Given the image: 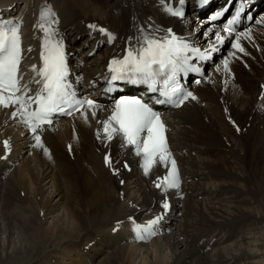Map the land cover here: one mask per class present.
<instances>
[{"label": "bare ground", "instance_id": "obj_1", "mask_svg": "<svg viewBox=\"0 0 264 264\" xmlns=\"http://www.w3.org/2000/svg\"><path fill=\"white\" fill-rule=\"evenodd\" d=\"M163 1L0 0V20L23 22L32 75L28 49H41L37 14L50 4L75 41L82 75L96 88L110 55L122 53L146 22L205 47L216 42L206 35L217 29L207 17L175 18ZM262 17L264 10L241 31L251 29L241 39L247 55L228 56L235 50L224 46L196 86L197 99L165 117L171 159L183 178L178 188L163 183L170 163L157 156L145 175L143 154L119 136L106 140L102 122L110 105L97 108L95 118L87 107V120L80 114L35 133L20 113L13 117L18 105L0 106V264H264V22H255ZM100 26L116 41L101 36ZM90 37L110 49L90 57ZM121 40L125 47L118 49ZM165 200L174 202L170 225L136 239L135 225L163 211Z\"/></svg>", "mask_w": 264, "mask_h": 264}, {"label": "snow or ice", "instance_id": "obj_2", "mask_svg": "<svg viewBox=\"0 0 264 264\" xmlns=\"http://www.w3.org/2000/svg\"><path fill=\"white\" fill-rule=\"evenodd\" d=\"M231 2V0H229ZM180 7L165 6V10L171 16H185V0H178ZM200 3L207 4L208 0H200ZM239 10L237 16L228 21V25L223 31L229 34L228 42L235 51H230L228 56H235L236 52H247L241 44V39L248 36L251 29L246 32H236L232 25L237 23L239 12L244 10L245 0H239ZM224 11H227L225 8ZM50 9L42 10L40 21H45ZM223 15L218 12L210 17L215 21ZM257 24L264 22L255 21ZM21 22L13 20H0V106H17V111L12 113L15 117L18 113L26 118V123L31 126L33 133L41 128L43 124H51L53 114L71 115V109L79 111L85 105L91 110L95 118L96 109L102 106L92 99L78 98L76 91L69 82V69L67 65L66 46L62 37L58 33L46 27L43 22L37 27L44 33L41 37L40 59L41 66H32L35 77H39L35 82L40 88L35 97L28 95V85L21 84L23 76L18 75L19 65L22 60L21 37L19 30ZM95 28V25H89ZM103 33L104 29H100ZM139 35L129 36L126 40V47L121 56L113 57L108 64V75L105 76V83L109 90H115L117 82H124L132 85H143L147 91L156 94L154 103L160 105H172L180 107L189 98L196 100L197 97L185 89L181 83V74L189 72H199L200 69L190 64L189 61L195 56L205 59V55L199 47H195L191 41L177 35L171 28L163 29L154 27L152 31L138 30ZM208 32L215 36V41L224 44L226 38L209 28ZM234 33V37H233ZM108 35V41L115 39L112 34ZM58 37V38H57ZM215 48V45H213ZM32 49L29 48L28 51ZM207 51V49L205 50ZM223 69L229 70V60H223ZM217 71L220 69L217 68ZM197 84L199 80L195 81ZM8 95L5 96L4 93ZM17 93H20L17 95ZM264 98V95H262ZM38 105L36 110L29 111L30 104ZM81 115L87 120V113ZM100 123V121H98ZM102 131L107 141H112L115 136H119L123 146H133L136 155L143 154V167L145 175L148 174L151 166L155 163V158L159 156L160 162L166 166L170 163L168 175L163 178L165 188L179 187V175L175 159H171V152L167 146L165 133L166 126L161 119V114L155 111L143 98L121 97L115 101L110 116L102 122ZM100 133H97V139ZM36 145L42 147L41 137H34ZM8 148V142H4ZM71 150V146H69ZM47 152V149H45ZM106 165L111 164L108 155L105 156ZM127 167V165H125ZM114 174H118L114 170ZM161 187L160 183L156 184ZM167 210V201L162 205ZM161 217L150 220L147 226L135 225L134 232L136 239L146 240L155 235L154 225L158 224Z\"/></svg>", "mask_w": 264, "mask_h": 264}]
</instances>
